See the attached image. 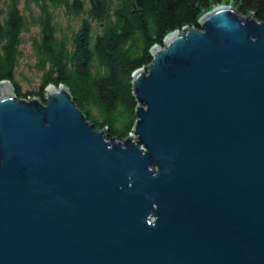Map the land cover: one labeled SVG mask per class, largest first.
I'll list each match as a JSON object with an SVG mask.
<instances>
[{
    "label": "water",
    "instance_id": "obj_1",
    "mask_svg": "<svg viewBox=\"0 0 264 264\" xmlns=\"http://www.w3.org/2000/svg\"><path fill=\"white\" fill-rule=\"evenodd\" d=\"M150 52L124 139L0 81V264H264V21L221 4Z\"/></svg>",
    "mask_w": 264,
    "mask_h": 264
},
{
    "label": "trees",
    "instance_id": "obj_2",
    "mask_svg": "<svg viewBox=\"0 0 264 264\" xmlns=\"http://www.w3.org/2000/svg\"><path fill=\"white\" fill-rule=\"evenodd\" d=\"M220 4L264 21V0H0V81L10 80L17 97L42 100L48 85L63 83L95 127L124 139L138 106L133 73L168 33ZM27 42L41 80L23 91L16 72Z\"/></svg>",
    "mask_w": 264,
    "mask_h": 264
},
{
    "label": "rangeland",
    "instance_id": "obj_3",
    "mask_svg": "<svg viewBox=\"0 0 264 264\" xmlns=\"http://www.w3.org/2000/svg\"><path fill=\"white\" fill-rule=\"evenodd\" d=\"M26 38L30 34L25 35ZM23 55L19 60V66L16 72V78L21 84L23 91L38 89L40 85V73L33 67L34 58L32 57V49L30 42L22 45Z\"/></svg>",
    "mask_w": 264,
    "mask_h": 264
},
{
    "label": "bare ground",
    "instance_id": "obj_4",
    "mask_svg": "<svg viewBox=\"0 0 264 264\" xmlns=\"http://www.w3.org/2000/svg\"><path fill=\"white\" fill-rule=\"evenodd\" d=\"M221 5V4H220ZM231 5V4H230ZM232 6V5H231Z\"/></svg>",
    "mask_w": 264,
    "mask_h": 264
}]
</instances>
